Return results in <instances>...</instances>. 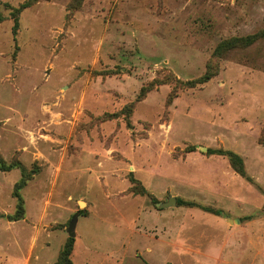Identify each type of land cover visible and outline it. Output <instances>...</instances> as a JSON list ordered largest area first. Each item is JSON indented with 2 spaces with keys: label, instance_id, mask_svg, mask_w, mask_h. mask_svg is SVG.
Returning a JSON list of instances; mask_svg holds the SVG:
<instances>
[{
  "label": "rangeland",
  "instance_id": "obj_1",
  "mask_svg": "<svg viewBox=\"0 0 264 264\" xmlns=\"http://www.w3.org/2000/svg\"><path fill=\"white\" fill-rule=\"evenodd\" d=\"M69 238L72 264H264V0H0V264Z\"/></svg>",
  "mask_w": 264,
  "mask_h": 264
},
{
  "label": "trees",
  "instance_id": "obj_2",
  "mask_svg": "<svg viewBox=\"0 0 264 264\" xmlns=\"http://www.w3.org/2000/svg\"><path fill=\"white\" fill-rule=\"evenodd\" d=\"M235 46V41L232 39H228V40H224L221 44L220 47H218L217 51L221 50V49H229ZM143 89H141L140 92V96L143 95ZM212 151V150H211ZM231 162L232 167L234 168V170L239 173L241 176L243 177H247L245 170H244V165H243V161L241 159L240 156H238L237 154L231 152V151H225V153ZM178 202L181 204L183 203L181 200H178ZM72 243H73V238H69V241L65 244L63 250L60 252L58 259L56 260L55 264H72L71 260H70V252L72 250Z\"/></svg>",
  "mask_w": 264,
  "mask_h": 264
},
{
  "label": "water",
  "instance_id": "obj_3",
  "mask_svg": "<svg viewBox=\"0 0 264 264\" xmlns=\"http://www.w3.org/2000/svg\"><path fill=\"white\" fill-rule=\"evenodd\" d=\"M175 203H176V198L175 197H169L166 202L161 204V206L167 207L170 205H174ZM78 216H79V214L75 213L74 215H72L71 219L68 222V225H67L65 230H66L69 237L75 236V228H76V224L78 221Z\"/></svg>",
  "mask_w": 264,
  "mask_h": 264
}]
</instances>
